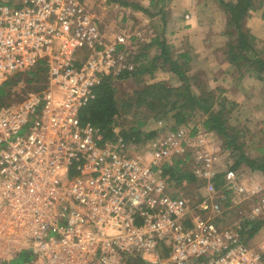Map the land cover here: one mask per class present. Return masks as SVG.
Listing matches in <instances>:
<instances>
[{
  "label": "built area",
  "instance_id": "1",
  "mask_svg": "<svg viewBox=\"0 0 264 264\" xmlns=\"http://www.w3.org/2000/svg\"><path fill=\"white\" fill-rule=\"evenodd\" d=\"M82 1L0 0V87L45 75L0 106V264H264L218 228L230 180L218 188L215 171L197 169L207 184L191 200L156 168L166 143L130 155L83 123L103 77L126 66L117 48L128 41H108Z\"/></svg>",
  "mask_w": 264,
  "mask_h": 264
},
{
  "label": "rangeland",
  "instance_id": "2",
  "mask_svg": "<svg viewBox=\"0 0 264 264\" xmlns=\"http://www.w3.org/2000/svg\"><path fill=\"white\" fill-rule=\"evenodd\" d=\"M83 1L87 5V8H90L96 18L99 19L98 17H101L100 14L102 11H99V8L98 10L97 8L93 10L94 7L92 5L97 7L100 0ZM166 1L170 2L173 0ZM199 1H203V16L201 18L204 23L203 25L197 23L200 29L192 33L193 37L188 31L182 34H180V32L179 35H175V32L171 34V30H169L170 32L168 30L166 31V29L162 31V28L160 33L155 36H160L159 38L163 37L162 39L166 37L167 44L171 49V54L175 59L178 58V53L187 49L190 44L187 40H192L191 45L194 47V56L189 62L190 64L186 70L187 73L192 76L190 79L191 88L196 94L213 93L214 98L218 100H220V98H226L228 101L236 103L235 105L230 104V107L233 106L230 125L245 128V138L244 140L241 138L238 144L244 141V145L247 147L245 148V152L247 153L250 151L249 147L253 148V145L257 142L264 145V72L259 73L255 71L257 64L252 65V63H248L245 58H242L238 65V62H232L231 53H229L231 50L230 44L234 42H236V44L240 43L239 38H237L238 34H230L225 17L221 19L217 18L216 20L220 19L218 22L214 19L215 12L219 11V13H222V11H224L217 0ZM107 3L106 1L104 4L107 6L106 11L109 19H101L104 23L102 27L104 31L107 32L108 41L111 42L116 39L113 34L119 33L125 38L130 36L132 41L130 38L129 40L126 39L131 42L130 46H128V44H118L117 48V50L120 49L119 45L128 46L118 51L117 54L123 55L124 57L128 54L126 56V63L124 64L130 67L132 66V58H134V56L136 57V54H132V51L141 49L146 42L144 39L143 42L139 39L138 41L135 39L134 34L136 33L134 32L138 29L136 28L138 25L133 23L134 20L127 22V20L123 19L121 20L122 23L117 24L120 26L110 27L112 26V22L116 21L118 18L117 10H119V8L121 10L122 7L128 8V5L119 4L114 1L109 2V5ZM143 12L147 15L145 11ZM124 14L132 15V13L128 11ZM158 24L161 25V22ZM146 25H149V23ZM201 26L204 30H201ZM143 27L145 28L141 29L140 32L143 34L144 38H147L152 33L146 26ZM110 28H114L115 30L110 31ZM152 29L154 30V28ZM207 29L211 32H208ZM101 31L104 34L103 30ZM165 31L169 33L165 35ZM251 33L256 37L254 41L249 40L248 42V44H252L251 49H253V53L255 54L254 57L264 56V37H259L252 31ZM245 39H250V37L247 36ZM151 42V46L146 43L149 45V55L159 54L161 51L160 48L156 43H153L152 40ZM249 53L250 49H244L242 55L246 57ZM234 55H237L236 51ZM81 56H83V59H86L89 56V52H83ZM120 59V57H116V62H119ZM180 61H182V59H180ZM161 62L162 60L157 63V68L150 67L143 78L149 80L153 77L154 80L163 79L170 85L179 84L181 80L179 76L172 71L170 63H164L166 68H161ZM183 67L186 68V66ZM112 75L117 76L118 74ZM135 79L136 78L130 77L119 80L115 79V83L118 84L119 89L122 91L121 94L118 95L120 98L124 97V93H131L133 89L139 87V82ZM44 80L45 78L41 77L37 79V81L27 82L26 78H22L18 83L13 84L11 88L8 89V96H6L7 104L18 101L31 90L39 89L45 84ZM136 109V107H134L133 110L130 109L129 113L123 111L119 112L117 116V131H120L122 124L129 123L133 120H146L144 128L148 127L149 129L153 128L159 130L155 138L148 141V149L150 145L154 146V148H151V150L147 152H139L138 155H146L148 152L151 154L150 152L155 150L157 144L163 146L166 143L163 147L173 150V153L169 151L163 163H167L170 167L181 168L183 171H189L195 175V179L191 181H187L188 179H186L182 185L180 184L172 187L174 192L181 190L191 200H199L201 196L200 191L205 192L207 179L198 174L197 169H204V167H206L211 171H215V175L223 173L224 179H222L223 182L220 181L221 183H219L218 188L223 187L226 179L230 180V190L233 188V200L231 199L233 205H231L230 210H226L225 218L223 217L222 220L217 222L218 228L221 231H230L231 235H242L241 228H243L244 220L246 217L252 218V215H255L257 207L261 208V213L257 215V217H261V219L264 218V173L252 171L250 167L246 165L239 166L235 171L231 170L234 161H236L232 150L226 148L224 140L221 137L202 128L201 120L204 116L199 110L194 113L192 111L193 116H191L187 122L178 125L174 124L175 119L169 116H166V118L163 116H152L146 119L145 117L148 115L146 114V116L144 115L143 117V113H138ZM188 113H190V110ZM211 160L212 163L210 164ZM241 187L244 189L240 192ZM252 191L254 194L250 197L247 192L251 193ZM239 204L241 205L238 208L240 210H237V205ZM234 209H236L235 212H231ZM258 212H260V210ZM250 227H248L249 230ZM244 240L246 242L242 243L253 249V252L259 253L261 255V260L264 261V251H262L264 245V226L252 237H249L248 234L245 235ZM22 262L23 259L20 260V263ZM18 263L19 262L14 261V264Z\"/></svg>",
  "mask_w": 264,
  "mask_h": 264
},
{
  "label": "trees",
  "instance_id": "3",
  "mask_svg": "<svg viewBox=\"0 0 264 264\" xmlns=\"http://www.w3.org/2000/svg\"><path fill=\"white\" fill-rule=\"evenodd\" d=\"M110 2H119L124 4L125 0H109ZM222 6L226 17L227 25L229 27L230 34L237 35L239 38L238 44L236 42L231 43V60L232 62H238L245 58L248 63L256 65L255 71L259 73L264 72V56L254 57L253 49H251V43L249 40L254 41L256 37L251 33L246 25V19L252 10H256L258 7L264 5V0H217ZM163 12V13H162ZM164 18V11L160 8L158 11H154L153 15H160ZM250 39H245V37ZM156 36L153 38V43H156L160 48V53L150 56L148 51V44L145 43L141 49H135L132 54H136V57L132 58L131 64L133 68L127 66L123 67L121 72L114 76L107 74L103 77L101 83L95 88V98L86 104L81 110V119L83 123H90L99 129L100 143H121L124 152L130 155H136L139 152H147L154 148L149 146L148 141L154 139L159 133L158 129L144 128L146 120L131 121L129 123L122 124L120 131H117V116L119 112H128L136 107L138 113H143L148 119L152 116H169L174 118V124H182L187 122L195 111L198 110L203 114L204 118L201 120L202 128L206 131L213 132L224 140V144L228 150H232L236 161L231 167V170H237L239 166L246 165L250 167L252 171H259L264 173V145L257 142L253 145V148L249 147L250 151L245 152L247 148L244 141L238 144L241 138L244 140L246 132L245 128L230 125L231 112L235 102H230L226 98H220V100L214 98L213 93L196 94L191 88V75L187 73V67L192 60L194 47L190 44L187 49L178 53V58H173L171 49L167 44V39L159 38ZM127 38V37H126ZM130 36L127 38L129 40ZM127 40V41H128ZM132 41V39L130 38ZM128 46L131 42L128 41ZM121 51L125 49L127 45H119ZM127 46V47H128ZM233 47V48H232ZM244 49H250V53L245 57L242 55ZM252 50V51H251ZM236 51L237 55H234ZM131 54V55H132ZM182 59V61H180ZM162 60L161 68H166L164 63H170L172 71L177 74L181 82L177 85L169 84L163 79L154 80L153 77L147 80L143 78L144 74L150 67L157 68V63ZM230 60V59H229ZM183 66H186L184 68ZM38 70V71H37ZM40 69H33L26 74H18L8 81L5 85L0 87V106L7 104L6 96H8V89L13 84L18 83L22 78H26L27 82L37 81V79L45 75L42 74ZM136 78L138 80L139 87L133 89L131 93H124V97H119L121 90L115 79L123 78ZM228 103V104H226ZM190 110V113L188 111ZM133 112V111H132ZM158 118V117H156ZM139 148V149H137ZM142 150V151H141ZM158 172L168 180L169 184L173 187L176 185H182L186 179L191 181L195 179V175L189 171H183L181 168L170 167L167 163H163L156 167ZM224 175L220 173L216 175L214 179L215 185L218 187L220 181ZM178 187V186H177ZM228 199L222 201L223 207L228 211L231 209L233 200V189L226 190ZM230 196V197H229ZM232 197V198H231ZM240 204L237 205V210ZM236 209L231 212H235ZM226 212V211H225ZM225 218V214L223 215ZM223 217L216 218V221H220ZM251 226V227H250ZM264 226V218L253 217L244 220L243 228H241V234L238 235V239L241 242H246L244 236L248 234L249 237L255 235L260 231V228ZM250 227V230L248 229ZM244 235V236H243ZM29 257L27 254L21 255L17 261L21 259L27 260Z\"/></svg>",
  "mask_w": 264,
  "mask_h": 264
},
{
  "label": "crops",
  "instance_id": "4",
  "mask_svg": "<svg viewBox=\"0 0 264 264\" xmlns=\"http://www.w3.org/2000/svg\"><path fill=\"white\" fill-rule=\"evenodd\" d=\"M110 2L109 0H100L99 5L97 4V7L95 5H92L94 7L93 10L99 8V11H102L100 14L101 17L99 18L100 24L104 26L102 18H108L107 17V6H105V2ZM120 1V0H119ZM169 1V0H168ZM166 0H125L123 5H128V8L122 7L121 10L119 8L118 11V18L116 21L112 22V26L110 27H117L120 25H117L118 23H122L121 20H127V22H130L131 20L137 24L138 26L135 30L134 34L135 39L138 41L141 40L143 42V39L146 43H148L150 46L152 44L151 40H153L155 35H158L160 33V30L162 28V31L166 29V31L171 30V34L175 32V35L182 34L183 32H189V34L192 36L193 32H196L198 29H200V26L197 23H200L203 25L204 22H202V5L203 1L200 2L199 0H176V1H170L167 2ZM107 3V4H108ZM119 3V2H118ZM170 3V4H169ZM169 4V5H168ZM109 5V4H108ZM135 9H134V8ZM156 8V9H155ZM160 8L164 11V18H162V13L160 15H153V11H158ZM221 8V7H220ZM131 12L132 15H126L125 12ZM147 13L144 14V12ZM126 16V17H125ZM224 18L225 14L224 11L222 13L219 11L214 13V19L217 18ZM127 18V19H126ZM159 19V20H158ZM216 20L217 22L220 20ZM226 19V17H225ZM111 22V21H109ZM161 22V25L158 24ZM149 23V25H146ZM152 24V26H151ZM158 24V25H157ZM106 26V25H105ZM143 26H146L147 29L150 30L152 33L149 37L144 38L143 34L140 32L141 29L145 28ZM246 27L249 28L255 35L261 37H264V5L261 7H258L256 10H252L250 14L248 15L246 19ZM154 28V30L152 29ZM201 30H204V28L201 26ZM103 29V27H102ZM115 30L114 28H110V31ZM208 30V29H207ZM165 31V33H166ZM105 36L107 37V32L104 31ZM170 32V31H169ZM169 32H167L165 35H167ZM208 32H211L208 30ZM117 33V32H116ZM111 34V33H109ZM163 34V35H164ZM121 34H113L114 38H117ZM186 35V34H185ZM193 37V36H192ZM192 42V40L190 41ZM198 49V48H197ZM199 50V49H198ZM200 51V50H199Z\"/></svg>",
  "mask_w": 264,
  "mask_h": 264
}]
</instances>
